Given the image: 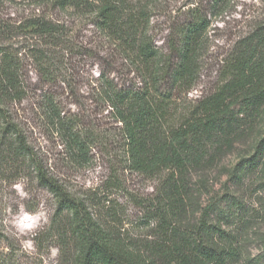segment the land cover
<instances>
[{
  "label": "trees",
  "instance_id": "obj_1",
  "mask_svg": "<svg viewBox=\"0 0 264 264\" xmlns=\"http://www.w3.org/2000/svg\"><path fill=\"white\" fill-rule=\"evenodd\" d=\"M224 2L201 0L185 11L166 41L169 53H162L149 38L148 12L125 0L53 3L62 10L94 13L90 21L106 43L110 62L118 59L125 69L127 78L119 82L111 76L112 68H100L90 99L116 123L124 154L122 168L157 182L146 201L147 223H154L146 238L120 237L95 216L86 199L72 195L36 156L12 109L28 94L21 59L0 48V181L14 183L33 176L52 193L55 215L61 217L57 236L69 234L77 244L71 264H230L241 258L238 196L229 191L214 196L195 220H186L184 207L190 170L212 155L208 147L223 144L229 133L240 129L248 116L259 115L264 106V20L235 39L222 59L212 91L192 101L182 113L173 109L176 94L197 83L202 37ZM28 26L52 48L33 53L37 74L46 85L55 82L62 71L60 64L65 63L64 51L70 48L63 40L66 27L40 16ZM59 45L60 51H55ZM42 89L35 96L44 100L40 105L44 114L65 138L71 157L82 160L88 148L102 143L110 132L85 124L81 115L65 113L56 96ZM263 159L264 126L252 153L239 159L230 177L240 180ZM262 263L257 256L243 264Z\"/></svg>",
  "mask_w": 264,
  "mask_h": 264
},
{
  "label": "rangeland",
  "instance_id": "obj_2",
  "mask_svg": "<svg viewBox=\"0 0 264 264\" xmlns=\"http://www.w3.org/2000/svg\"><path fill=\"white\" fill-rule=\"evenodd\" d=\"M125 1L148 12L149 38L162 53H169L166 41L173 26L201 0ZM53 3L54 0H0V48L20 57L22 80L28 90L27 98L13 106L14 115L36 156L72 195L88 201L101 222L111 225L123 239L149 237L154 223H147L146 201L157 182L122 168L120 158L124 154L119 147L121 136L116 123L90 99L93 78L100 68H112L111 76L119 82L127 78L125 69L117 56H113V60L117 59L115 64L110 62L106 43L90 21L94 13L62 10ZM38 16L65 26L63 40L70 45L64 51L62 71L55 82L47 85L37 74L33 53L52 48L28 26ZM210 19L199 50L197 83L175 96L173 109L180 113L215 88L222 59L235 39L264 20V0H225ZM56 49L60 51L61 46ZM40 88L55 95L65 113L81 115L85 124L110 132L104 134L102 143L88 148L82 160L71 157L65 138L44 114L40 106L44 100L41 102L35 96ZM259 112L242 121V127L229 133L223 144L208 147L212 155L207 154L189 173L186 220H195L216 195L229 191L241 201L237 226L242 256L230 264H243L247 258L257 256L264 264V159L240 180L230 177L232 167L241 157L252 153L254 141L261 136L264 106ZM55 211L54 196L33 176L14 183L0 181V264H71L77 244L69 234L57 236L62 228H58L61 217Z\"/></svg>",
  "mask_w": 264,
  "mask_h": 264
}]
</instances>
